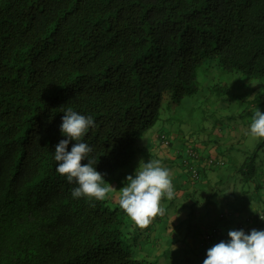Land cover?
I'll use <instances>...</instances> for the list:
<instances>
[{"label":"trees","instance_id":"1","mask_svg":"<svg viewBox=\"0 0 264 264\" xmlns=\"http://www.w3.org/2000/svg\"><path fill=\"white\" fill-rule=\"evenodd\" d=\"M212 66L264 84V0H0V264H158L118 203L71 196L53 159L63 111L94 118L83 140L111 184Z\"/></svg>","mask_w":264,"mask_h":264},{"label":"crops","instance_id":"2","mask_svg":"<svg viewBox=\"0 0 264 264\" xmlns=\"http://www.w3.org/2000/svg\"><path fill=\"white\" fill-rule=\"evenodd\" d=\"M259 87L260 83H257V81H248L247 93L250 94L255 92V89ZM247 93L241 95L242 99L240 100L244 104L250 101V99L246 98ZM203 94L204 90L201 93L200 89L195 97L184 100L175 110L163 116L159 121V126L150 129L140 142V152L134 162L129 167L120 170L111 183L114 188L108 194V197L111 199L112 203L117 204L119 189L123 187L125 177L129 174H134V170L137 168L141 159L144 161L159 159L162 161L163 166L170 169L177 194V196H174L171 200L172 202L168 204L170 205V210L165 208V214L156 216V221L152 219V222L146 227L137 225L142 235L144 234L145 236V233L149 235L145 242L142 243L143 247L140 248L141 250L144 249V251H147L151 259L156 258L157 251L155 252L154 250H156L158 246L157 244L154 246L153 242H150V240L152 241V232H154L155 237L159 238L158 240L164 242H166V239L170 240V244L166 242L168 246L166 249L164 248L162 250V255L164 252H171L172 256L177 251L178 240H180L178 234L181 230L185 231L186 227H188V231L193 227L194 231H197L198 227H202L205 232L214 226L218 228V238L211 240L206 247L207 249L221 240L228 239V231L239 229L240 224L245 226L244 230L246 232L253 228L257 230L264 229V219H256L257 213H264V152L261 157L259 152H256V172L254 177L245 181L242 178L240 167L244 159L253 152L246 147L247 138L250 136L249 127L243 123H237L233 126H211L210 128L202 126L198 129H193L191 127L190 118L192 117L193 110L196 108L195 106H199L201 99L204 98ZM226 102V100L223 101L222 106L230 107V102ZM234 105L239 106L237 100ZM246 105L248 104L246 103ZM248 106L250 107V105ZM255 107L256 106L252 105V109H249L248 114L250 121ZM256 108L264 112L262 111L264 108ZM160 131H166L172 136L173 139L170 145H161L157 140L156 136ZM190 134L196 136L195 145L204 157L211 156L217 160L223 161V164L219 166L204 167L202 165L201 168H204L201 170V175L199 179L195 181L188 178L185 167L179 163L181 149L186 146ZM260 151L262 153L264 148L262 147ZM232 174H236L235 176L238 177V186H242L239 190H236V192L240 194L238 198H240L241 201H237V203L231 202V207L227 209L222 208L216 216H213L210 214L212 213L210 209L213 208L214 205L210 203V201H206V198L203 199L202 196H211L209 199H212V197L214 198L215 191H218V193H221V196L220 198L216 197V200L226 203L227 196L225 197L223 188L228 186V188L231 189L229 190L231 193L233 192L232 188H237V185H233L234 180H231ZM218 187L222 188L217 189ZM189 200L190 208L186 211ZM162 201L163 199L161 200V204L163 203ZM202 203H204V205H202ZM161 206L163 207V205ZM247 217L252 220L251 223L244 222ZM186 219L189 220L188 225H186ZM169 226L177 227V234L170 236ZM198 236L201 240L204 235L200 233ZM188 248H190L191 252L189 253L193 255V258L187 257L184 264H203V260L206 258L203 247L197 243ZM173 258L175 257H171V260Z\"/></svg>","mask_w":264,"mask_h":264},{"label":"clouds","instance_id":"3","mask_svg":"<svg viewBox=\"0 0 264 264\" xmlns=\"http://www.w3.org/2000/svg\"><path fill=\"white\" fill-rule=\"evenodd\" d=\"M63 113L60 131L66 138L61 139L53 151L56 171L69 183L77 185L71 191L73 198L103 201L114 187L105 180V174L96 169L98 161L91 156L93 148L83 140L90 128L95 127V120L72 107ZM249 132L254 137L264 138V112L258 108L253 111ZM71 141L75 143L68 150ZM85 160L87 163L82 164ZM174 196L170 169L159 159H141L134 174L125 177L118 203L135 224L146 227L153 218L165 214L162 198L172 200ZM227 237L207 249L203 264H264V229L229 230Z\"/></svg>","mask_w":264,"mask_h":264},{"label":"rangeland","instance_id":"4","mask_svg":"<svg viewBox=\"0 0 264 264\" xmlns=\"http://www.w3.org/2000/svg\"><path fill=\"white\" fill-rule=\"evenodd\" d=\"M198 79L200 82V89L201 93L204 90L203 94V99H201V104L199 103V106H195L196 108L193 110L192 117L190 118L191 120V127L193 129H198L199 127L205 126L207 128H210L211 126H233L236 125L237 123H243L247 127L250 126L251 121L249 120V109L251 110L252 104L250 103V107L244 104L240 99H242V96L244 93H247L248 91L246 89L248 85V81H257V83H260L258 80L254 78H247L245 76H242L238 73H226L224 71H220L216 68L209 67L208 69H205L204 67L199 69L198 72ZM209 79V80H208ZM208 81V82H207ZM208 83V84H207ZM216 85V86H214ZM213 86V91L210 92V88ZM264 86V85H263ZM262 86V83H260V87L258 89H255V92L252 93H247L248 99L252 100L254 97L259 94L264 92V87ZM220 87V88H218ZM205 97L207 99H205ZM205 99V100H204ZM229 99V100H228ZM236 99L239 103V106H235V101ZM228 101L230 102V107H225L222 106L223 101ZM256 106V105H255ZM256 107H261L264 108V104H259ZM255 107V109H256ZM165 110H162L161 113L163 114ZM264 111V109H262ZM185 115V114H184ZM159 121L154 125L155 128L159 126ZM264 139V138H263ZM262 138L254 137L250 134V136L247 138L246 142V147L250 149L251 151H257L260 154V157L263 155V152L261 153L260 149L263 147L264 148V141ZM189 140L191 141V144L196 146V136L193 134L189 135ZM260 143V145H259ZM236 174L231 175V180L233 181V185H237V188H232V193L231 189L228 188V186H225L223 188V193L226 197V203H222L219 200H216L220 198L221 193H218V191H215L214 198L211 196H202L203 199L206 198V201H210L214 205L213 208L210 209L213 216H216L219 211L224 208L227 209L228 207H231V202L237 203V201H241L239 197V193L236 192V190H239L242 186H238V177L235 176ZM247 184V183H244ZM222 187H218L217 189H220ZM177 196V194H175ZM164 209L167 208V210H170L168 203L170 200L168 199H163L162 201ZM176 202V201H175ZM223 204V205H222ZM204 205V203H202ZM168 206V207H167ZM190 208V200L188 201V206H186V211L187 209ZM154 221H156V217L153 218ZM189 224V220L186 219V225ZM199 225V223H198ZM169 235L173 236L174 234H177L178 229L175 226H169ZM186 227V226H185ZM192 228V225H191ZM199 228V229H198ZM197 231H194V227L188 231V227H186L185 231H180L178 237L180 240H178V247L177 251L174 253V255L171 256V252H164L163 249L168 246L166 245V242L170 244V240L166 239V242L162 240H158V237L154 236V232H152V241L153 245L155 246L156 244L158 245L155 252L157 251V263L158 264H184V262L187 260V257L193 258L190 248L192 245H196L197 243L201 242L199 239L198 234L204 233L205 231L203 230L202 227H198ZM204 231V232H203ZM139 238H142L144 234L142 235L139 234ZM164 245V246H163ZM197 256V254H196ZM171 257H175L171 260ZM155 258V259H156ZM199 259V257H198Z\"/></svg>","mask_w":264,"mask_h":264},{"label":"built area","instance_id":"5","mask_svg":"<svg viewBox=\"0 0 264 264\" xmlns=\"http://www.w3.org/2000/svg\"><path fill=\"white\" fill-rule=\"evenodd\" d=\"M156 138L159 140L161 145H165L168 146L170 143V139L166 134H162V135H157ZM185 157H183V161L182 163L185 164V169L188 172L189 178L193 181L198 180L200 177V169L202 167V165L204 167L206 166H219L223 164L222 160H217L216 158H213L211 156L208 157H204L202 155V153L200 152V150L191 144V141L188 139L187 140V144L185 146ZM261 218H264V213L259 212L256 214V219L261 220ZM251 219L249 217H247L244 222L245 223H251ZM239 229L243 228L245 226H243L242 224L239 225ZM215 232L214 230H208L204 233V239H206L208 242H210L213 238L214 235L213 233Z\"/></svg>","mask_w":264,"mask_h":264}]
</instances>
